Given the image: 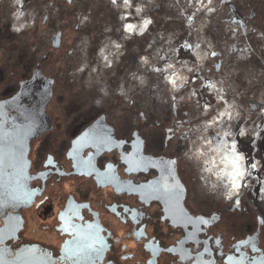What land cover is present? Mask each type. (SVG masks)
<instances>
[{"label": "flooded vegetation", "instance_id": "1", "mask_svg": "<svg viewBox=\"0 0 264 264\" xmlns=\"http://www.w3.org/2000/svg\"><path fill=\"white\" fill-rule=\"evenodd\" d=\"M117 5L0 0V105L9 127H23L30 122L26 116L35 123L25 153L32 177L27 187L35 194L27 204L7 209L22 221L7 246L13 253L39 247L60 264L71 239L61 231L60 216L71 201L83 218L74 223L102 229L107 248L100 264H197L198 258L228 264L229 255L239 259L240 253L259 258L264 255V0H213L207 5L215 9L211 13L196 11L197 0H131L130 8L117 0ZM136 8L142 11L137 14ZM144 19L151 23L142 34L125 30ZM185 42L217 55L198 59ZM166 61L187 77L184 88L173 91L153 71ZM208 80L239 113L228 124L249 174L232 199L194 157L200 136L218 131L205 132V122L226 106L203 86ZM197 101L211 108L205 113ZM93 131L108 142H88L73 158L76 142ZM49 157L53 165L47 164ZM90 158V165L82 163ZM130 158H142V166L129 171ZM167 161H175L171 167L184 188L180 206L189 217L210 221L199 231L191 223H174L162 200L142 195L141 186L159 180L160 165ZM5 220L0 214V228ZM250 238L259 251L250 245L236 251ZM181 247L192 259L180 258Z\"/></svg>", "mask_w": 264, "mask_h": 264}, {"label": "snow or ice", "instance_id": "2", "mask_svg": "<svg viewBox=\"0 0 264 264\" xmlns=\"http://www.w3.org/2000/svg\"><path fill=\"white\" fill-rule=\"evenodd\" d=\"M17 2L19 3L20 0H17ZM212 2L213 0H207V5H211ZM112 3L117 5V0H112ZM197 3L201 7L197 8L196 11H201L204 8L209 13L215 11V9L205 5L204 0H197ZM131 6V0H123V7L130 8ZM141 11V8H136L137 14ZM21 15L23 13H18V17ZM125 18L121 17V19ZM188 22L191 25L192 17H188ZM150 23L151 20L149 19H144L142 25L128 23L125 25V30L129 33L139 32L142 34ZM116 47L118 48L119 45H116ZM183 47L193 50L198 59L201 60L217 55L215 51L210 53L201 52L199 43L193 48L192 44L185 42ZM105 60L107 61V56H105ZM144 62L148 63L147 58H145ZM216 68L219 70L220 65L217 64ZM153 71L160 73L171 84L173 91H178L188 84L187 77L171 62L166 61L161 67L153 68ZM203 86L210 91H214L218 100L223 101L226 106L222 110H217L216 115L205 122V132L213 127L217 128L218 131L211 138L205 135L200 136V144L195 148L194 157L197 160L202 159L203 171L214 175L216 181L224 187L226 197L232 199L233 196L238 195L239 190L244 186L246 176L249 174L245 165V157L238 151L236 139L232 133L231 126L228 124L239 113L235 111L234 105L224 99L222 95L223 89L218 88L215 82L208 80L204 82ZM196 95V91L193 90L191 96L195 97ZM197 106L202 107L205 113L211 108V105L207 103L202 106L199 105V101H197ZM4 107V105H0V214L6 215V220L5 226L0 228V264H57V261L53 260L51 253L39 247H24L13 253L6 244V241L16 239V233L22 223L19 217L8 214L7 209L12 208L14 210L21 204H27L35 194L27 187V181L32 177L27 174L29 163L25 159L26 142L34 131L35 123L34 118L26 116L25 119L30 122L23 127L15 123L9 127L6 113L2 111ZM244 134V130L241 129L239 135L243 136ZM88 142L100 146L107 143L108 140L105 137L98 136L95 131L86 133L80 141L76 142L77 147L73 150V158H75V153H78ZM126 162L132 165L129 168V171H132L142 166L143 159L130 158L126 159ZM82 163L90 165L91 158L89 161ZM47 164H54L51 157H49ZM174 164L175 161L162 162L160 165L161 178L149 185L141 186L142 195L162 200L167 206L166 211L172 216L174 223H191L197 226V231H199V225H207L210 221L203 217L193 219L180 206L184 188L175 177L174 169L171 167ZM251 167L256 168V164H252ZM109 170H112L111 165H109ZM212 186L215 188L217 185L213 183ZM236 203L238 204L239 201L237 200ZM78 208L79 206H74L70 201L67 210L61 213L60 216V220L63 223L61 231L71 237L62 248V255L59 258L60 264H100L107 248L104 238L100 235L102 229L98 225L74 223V219H83L79 216ZM128 211L132 212L135 219L137 214L131 209ZM261 223H264V220ZM137 235L140 236L142 233H137ZM190 239H195V233L191 234ZM196 243L199 244V241L197 240ZM182 244L183 242H181ZM248 245L252 247L254 252L259 251L256 242L251 238L237 245L236 251L239 252L241 246ZM169 251H176V249H169ZM204 251L211 255L207 248ZM185 257L192 259L191 254L181 247L180 258L185 259ZM227 260L229 264H264V255L250 260L244 253H240L239 259L229 255ZM149 264H152V262L150 261ZM197 264H205V262L198 258Z\"/></svg>", "mask_w": 264, "mask_h": 264}, {"label": "water", "instance_id": "3", "mask_svg": "<svg viewBox=\"0 0 264 264\" xmlns=\"http://www.w3.org/2000/svg\"><path fill=\"white\" fill-rule=\"evenodd\" d=\"M205 264H208V263H205ZM228 264H229V262H228Z\"/></svg>", "mask_w": 264, "mask_h": 264}]
</instances>
